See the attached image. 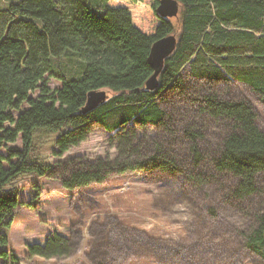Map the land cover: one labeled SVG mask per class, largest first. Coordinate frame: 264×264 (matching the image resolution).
<instances>
[{"label":"trees","instance_id":"obj_1","mask_svg":"<svg viewBox=\"0 0 264 264\" xmlns=\"http://www.w3.org/2000/svg\"><path fill=\"white\" fill-rule=\"evenodd\" d=\"M94 1L105 5L14 0L0 9V264H19L3 230L21 207H35L24 187L13 183L23 175L57 180L68 190L153 170L180 172L197 184L205 181L197 172L204 163L234 181L229 199L240 204L262 197L243 234L246 247L264 259V130L247 97L217 88L233 78L264 100V0H177V25L158 14L160 0ZM170 35L177 37L176 49L165 60L159 87L148 90L151 47ZM62 55L77 62L80 73L56 66L53 59ZM187 74L206 85L191 86ZM49 78L60 86L52 89ZM101 89L112 94L84 114L89 92ZM175 95L185 105L169 113L165 106ZM96 124L108 133L118 129L109 141L117 145L113 160L52 164L39 155L36 128L58 134L53 152L61 158L86 141ZM211 127L221 132L210 144ZM153 128L158 133L151 138L147 130ZM161 132L169 140L160 139ZM178 144L193 160L192 169L175 151ZM71 244L53 234L29 252L65 256Z\"/></svg>","mask_w":264,"mask_h":264},{"label":"rangeland","instance_id":"obj_2","mask_svg":"<svg viewBox=\"0 0 264 264\" xmlns=\"http://www.w3.org/2000/svg\"><path fill=\"white\" fill-rule=\"evenodd\" d=\"M12 1L0 0V9ZM92 3L100 9L105 5L94 0ZM163 18L172 19L177 25L176 18ZM64 56L54 58V64L72 75L80 73L77 62ZM152 70L153 75V67ZM187 76L191 86L206 85L205 80L194 81ZM48 84L52 89L60 86L54 78H49ZM217 88L229 91L230 96L247 97L256 108L264 130V100L252 89L233 78L219 82ZM101 90L107 92L106 100L112 94L108 89ZM171 104L165 106L169 113L185 105L177 95ZM189 117L194 116L188 115V120ZM114 132L108 133L96 124L86 141L61 158L53 152L56 132L36 128L34 136L43 161L56 164L71 158L113 160L118 154L117 145L109 142ZM210 132L211 144L221 129L211 127ZM147 133L153 138L158 132L153 128ZM160 139L169 140L167 133L161 132ZM175 151L185 160L187 168L192 169L193 160L187 150L178 144ZM197 172L204 182H188L180 172L153 170L115 174L104 183L74 190L63 188L57 180L23 175L13 183L24 187L23 196L28 202L34 201L35 207H21L10 228L3 231L10 235L19 264H264L263 258L246 247L243 234L250 229L251 213L262 204V197L239 204L229 199L231 186L235 184L229 175L220 176L205 163L199 165ZM53 234L71 239L69 254L44 258L29 252V246H45Z\"/></svg>","mask_w":264,"mask_h":264},{"label":"water","instance_id":"obj_3","mask_svg":"<svg viewBox=\"0 0 264 264\" xmlns=\"http://www.w3.org/2000/svg\"><path fill=\"white\" fill-rule=\"evenodd\" d=\"M180 4L177 0H160L158 12L163 17L175 18L178 16ZM177 38L175 35H170L156 41L149 54V64L153 67L154 74L146 82L148 90H154L158 87V76L160 75L165 60L173 53L176 48ZM107 98V92L104 90H94L88 94V102L83 111H90L103 103Z\"/></svg>","mask_w":264,"mask_h":264},{"label":"bare ground","instance_id":"obj_4","mask_svg":"<svg viewBox=\"0 0 264 264\" xmlns=\"http://www.w3.org/2000/svg\"><path fill=\"white\" fill-rule=\"evenodd\" d=\"M105 101H106V100H105ZM105 101H104V102H105ZM87 102H88V100H87ZM87 102H86V105H87ZM86 105H85V107H86ZM85 107H84V108H85ZM84 108H83V109H84ZM83 109H82V112H83L84 114L91 112V111H87V112H86V111H83Z\"/></svg>","mask_w":264,"mask_h":264}]
</instances>
